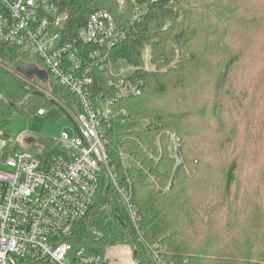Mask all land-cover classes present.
Listing matches in <instances>:
<instances>
[{"label": "trees", "instance_id": "obj_1", "mask_svg": "<svg viewBox=\"0 0 264 264\" xmlns=\"http://www.w3.org/2000/svg\"><path fill=\"white\" fill-rule=\"evenodd\" d=\"M255 1L63 0L71 38L91 13L108 10L126 31L111 47V59L136 67L134 76L144 81L140 94L120 100L126 123L142 127L106 131L110 162L138 223L103 177L76 228L78 246L107 255L125 245L137 264H157L153 250L160 264H264V131L258 132L264 97L255 117L243 115L250 92L264 91V39L254 36L264 12ZM147 48L154 68L145 65ZM26 57L0 43V131L13 109L38 110L55 100L67 113L80 111L74 95L55 81L27 80L8 69ZM38 87L43 94H32ZM95 87L103 90L101 72ZM168 132L180 138L177 157ZM46 143L50 150L41 156L60 151L57 142ZM246 163L254 174L249 178Z\"/></svg>", "mask_w": 264, "mask_h": 264}, {"label": "built area", "instance_id": "obj_2", "mask_svg": "<svg viewBox=\"0 0 264 264\" xmlns=\"http://www.w3.org/2000/svg\"><path fill=\"white\" fill-rule=\"evenodd\" d=\"M68 20L63 0H0V43L27 57L38 56L42 64L36 65L47 73V81L68 89L80 108L74 118L69 114L78 128L73 124L76 139L57 140L60 151L48 157L31 151L37 139L27 142L35 138L27 131L16 139L0 131V264H113L109 254L90 252L74 241L103 177L133 223L139 220L110 162L106 131L126 123L120 100L140 94L144 81L134 76L136 67L111 59V47L126 31L108 10L91 13L75 38L68 35ZM8 69L29 80L17 69ZM95 72L102 74L103 90L95 87ZM168 134L177 157L180 138L176 132ZM153 254L160 264L161 256L156 250Z\"/></svg>", "mask_w": 264, "mask_h": 264}, {"label": "rangeland", "instance_id": "obj_3", "mask_svg": "<svg viewBox=\"0 0 264 264\" xmlns=\"http://www.w3.org/2000/svg\"><path fill=\"white\" fill-rule=\"evenodd\" d=\"M256 4V8L259 9V13L264 12V0H256L253 5ZM258 13V14H259ZM260 25V27H258ZM256 26V30L254 36L256 38L264 39L262 37L263 32L261 29L264 30V26H262V22ZM257 40V39H256ZM264 41V40H263ZM261 43V41H259ZM263 43V50H264V42ZM150 50L147 48L145 53V65L147 68H154V66L150 63ZM33 63V64H42L38 56L31 54L29 55L23 62ZM33 80V79H32ZM244 86H249V81L246 79L243 81ZM264 97V91L260 93V91L254 92L253 94L250 92V97L244 102V117H255L257 114V106L260 100ZM261 103L259 104V106ZM64 106H60L59 104L55 105H44L42 107V111L38 110H20V109H13L10 114V119L8 124L4 128H2V133L10 135L12 139H16L20 133L27 131L31 135L35 136L38 140L36 143H33L31 146V151L34 153L37 152H47L48 144L46 140L51 139L55 142L60 139L72 140L76 139L77 133L74 129V125L71 122L70 118L67 115L66 111L63 110ZM116 108L113 106V109ZM241 113V110H239ZM74 108H68V114H72L71 116L74 118ZM259 114V113H258ZM261 117V116H260ZM250 121V120H249ZM260 127L258 128V132L264 131V121L261 119L260 123L258 124ZM116 128L119 130H129L132 127L134 128H141L142 123H115ZM243 148V147H242ZM50 150V149H49ZM240 151H244L241 149ZM0 155H1V148H0ZM260 163V157L257 155L255 166H258ZM252 167L246 163L243 175L247 178L253 176L254 174L250 173ZM251 185H255V181L250 182ZM111 257L117 258L118 262L121 264H137L133 255V251L131 248L120 245L114 246L109 249Z\"/></svg>", "mask_w": 264, "mask_h": 264}, {"label": "water", "instance_id": "obj_4", "mask_svg": "<svg viewBox=\"0 0 264 264\" xmlns=\"http://www.w3.org/2000/svg\"><path fill=\"white\" fill-rule=\"evenodd\" d=\"M17 71L20 72V73H22L23 75H25L29 79H33L34 76H37L42 81H47L48 80L47 73L44 70L38 68V66L36 64H33V63L23 62V63H21V64H19L17 66ZM32 94H43V92L42 91H35ZM24 101H25V99L22 100L21 102L15 104V105L18 107V106L22 105ZM52 102L55 105L58 104L55 100H52ZM9 103L10 104H13L12 102H9ZM67 115L70 118L71 122L75 125L73 118L68 113H67ZM75 128H76V130H78V128H77L76 125H75ZM6 136H8V134H6ZM35 140L36 139L34 137H31V138H28L26 141L30 143V142H33ZM109 185H110V182L107 179V187H109Z\"/></svg>", "mask_w": 264, "mask_h": 264}, {"label": "crops", "instance_id": "obj_5", "mask_svg": "<svg viewBox=\"0 0 264 264\" xmlns=\"http://www.w3.org/2000/svg\"><path fill=\"white\" fill-rule=\"evenodd\" d=\"M109 255H110V252L108 253ZM111 256V255H110ZM112 262H113V264H121V262L119 263L118 262V260H117V258H115V257H112Z\"/></svg>", "mask_w": 264, "mask_h": 264}, {"label": "flooded vegetation", "instance_id": "obj_6", "mask_svg": "<svg viewBox=\"0 0 264 264\" xmlns=\"http://www.w3.org/2000/svg\"><path fill=\"white\" fill-rule=\"evenodd\" d=\"M34 79H38V77L37 76H34Z\"/></svg>", "mask_w": 264, "mask_h": 264}]
</instances>
